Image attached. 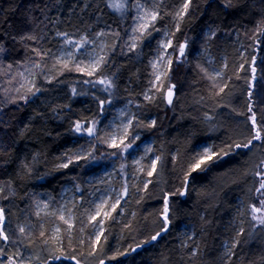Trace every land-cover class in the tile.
Returning <instances> with one entry per match:
<instances>
[{
  "label": "trees",
  "instance_id": "1",
  "mask_svg": "<svg viewBox=\"0 0 264 264\" xmlns=\"http://www.w3.org/2000/svg\"><path fill=\"white\" fill-rule=\"evenodd\" d=\"M139 1L125 0L129 11L119 14L108 6L110 0H0V209L9 235V241L0 240L3 264L17 251L24 264H74L68 256H76L81 264H99L103 259L104 264H264V225L257 224L251 213V206L260 207V197L264 199L256 194L264 142L254 141L250 149L234 148L255 135L250 107L257 126L264 127L260 77L264 35L258 31L264 28V0H192L182 19L176 12L183 0H153L159 18L154 29L150 26L152 34L136 40L137 47L130 50L139 35L128 38L131 8ZM164 29L175 45L186 40L188 50L154 84L151 59ZM58 32L74 42L100 36L105 57L98 73L90 77L77 71L76 61L64 67L57 55L65 36L59 37ZM200 46L210 53L219 76L211 75L207 60L193 53ZM33 49L48 55L41 58ZM30 63L40 65L30 87L40 91L23 100ZM105 76L112 82L106 93V85L84 83ZM256 78L263 83L258 85ZM171 84L175 88L169 104L165 99ZM145 94L155 98L145 100ZM96 97L112 104L101 113ZM124 103L131 105L137 118L133 130L140 140L136 145L151 139L153 153L160 157L151 176L145 166L137 179L129 177L127 163L109 155L114 149L108 143L70 130L77 121L87 118L89 124L95 118L98 136L103 137L110 132L109 121L117 106ZM153 120L154 127L144 126ZM203 144L216 152L228 151L229 146L234 150L203 171L192 172L185 188L189 163L202 152ZM89 151L97 159H75ZM69 158L73 163L68 168L59 167ZM113 161L123 166L117 167L122 170L119 184L123 189L127 186V193L111 216L103 218L99 245L88 255L95 244L92 227L84 223L91 198L88 178ZM66 187L74 219L70 231L58 212H47L60 202ZM178 190L185 195H172ZM165 195L172 209L170 223L152 241L164 227ZM54 223L60 229L58 236L53 233ZM20 227L25 228L23 233ZM49 256L61 259L49 260Z\"/></svg>",
  "mask_w": 264,
  "mask_h": 264
},
{
  "label": "snow or ice",
  "instance_id": "2",
  "mask_svg": "<svg viewBox=\"0 0 264 264\" xmlns=\"http://www.w3.org/2000/svg\"><path fill=\"white\" fill-rule=\"evenodd\" d=\"M191 3H192V0H183L182 7L176 12V16L182 19L184 17V15L189 11ZM108 6L111 8L120 10V9H123L125 7V4L121 0V2H110ZM135 7L141 13V15L136 17V19H138L140 21H146V22L141 23L137 28L133 29V32L139 33V35L134 38V41L131 44L130 50L135 49L137 47V44L135 42L136 40H142L148 36H151L152 32L150 30V26L152 29H154V23L159 18V12L157 10L145 8L144 5L140 4L139 2L135 5ZM177 31H179V23H177ZM258 31L260 32V34L264 35V28H260ZM57 35L58 36H65V43H72V41L67 39V36L65 33H59L58 32ZM164 35H165V38L167 39V43L165 44L163 41H161L160 45H161L162 49L166 50L169 47H172L173 41L171 39H168V33L167 32ZM26 38L27 39H33V40L36 39L35 36H28ZM21 39H25V37H21ZM87 42H88L87 38L82 37L80 41L76 42L75 46L77 48H80L84 43H87ZM186 47H187L186 42L179 45V53H180L181 57L184 55ZM2 51H3V48L0 47V52H2ZM33 51H35L36 54L38 56H40L41 58H43L44 55H48V53H46V52L41 53V52L37 51L36 49H33ZM163 58H164V52H161V55L157 59L159 61H162ZM253 60L255 61V57H253ZM103 63H104V58L100 57L98 59H93L90 64L85 65L84 67H80L79 65H77L76 70L81 71V72H86V74L91 77L101 69V65ZM168 63H169V65H171V63H172L171 58L168 59ZM39 66H40L39 64L34 65V67H39ZM9 67H11V66H9ZM64 67L65 68L68 67V64L66 62H64ZM153 67L154 68L156 67L155 63L153 64ZM252 71H253V73H255V71H256L255 67L252 68ZM21 75H23V74H21ZM165 75H167V74H165ZM219 75H220V73H217V76H219ZM160 79H161L160 76L156 77L157 81H159ZM84 83L92 84L93 87H95L96 83L106 85L104 91H108V89L112 87L111 80L106 76L103 79H100L98 81L87 80V81H84ZM174 88H175V85H173L168 90L167 102L169 104H171L172 100H173V89ZM38 91H40V89L34 90L33 88H29L28 92L25 93L24 96H21L20 99L27 100L29 94L35 95V92H38ZM223 91H224V88H221L220 92H223ZM73 92H74V94H76L75 89H73ZM144 98H145V100H151V99H154L155 97H150L149 95L145 94ZM96 99L99 100L98 107H99V110L101 113L105 110V105L111 103L110 99L104 100V99H100L99 97H96ZM249 112L252 113L250 116V120H251V127L255 129V135L252 136L251 139H249L247 141V143L235 144L234 145L235 149H241V148L250 149V147L253 145L254 141L264 142V127L257 126L255 113L252 112L251 107L249 108ZM136 119L137 118L135 116H133L132 118L127 120V123L122 124L121 126H118V128L116 129L115 132L106 133L105 136H103V137L98 136L97 124L99 123V121L95 118H93L91 120L90 125L87 123V118H85L84 121H77L75 123L74 128L70 129V130L74 131L75 133H80L81 135L86 133L87 136L90 138L98 139V140H100L101 143H108V146L110 148L119 150V152H112L109 154L111 156H116L118 154H123L124 152L131 149L134 145H136L137 140H139V138H140L139 135L136 134L133 130L134 122L136 121ZM155 124H156V121L153 120V121H151L150 124H147L144 126L151 128V127H154ZM261 125H264V121L261 122ZM140 126H141L140 123H135V127H140ZM94 148H95V145H93V149ZM233 150L234 149L232 146H229L228 151H221V152H216L211 147H205L203 149V151L198 153L197 156L193 157L189 163L188 172L185 173V177H184L185 188L187 187V184H188V177L192 172H195L197 170L203 171L210 164H213L217 160L221 159L222 156H228ZM147 151H151V149L149 148V149H147ZM75 159L76 160H80V159L95 160L96 157L92 154L91 151H89L84 156L77 155L75 157ZM159 159H160V157H157L156 160L153 161V171H155L156 162ZM173 159H175V157H173ZM72 163H73V159L69 158L67 163H63V164L59 165V167L68 168L69 165ZM261 169L262 170H258L256 172V175L261 177L260 186L256 189V193L259 194L260 196H264V161H261ZM148 175L151 176L152 172H149ZM145 187H147V185H145ZM126 193H127V187L125 186L124 192L117 195L116 203L112 205L113 211H115L116 207L120 204V201L124 198V195ZM177 194L180 196H183V195H185V191L178 190L177 193H173L172 195H177ZM106 203H107V201H103L101 205H97L96 214L90 217L89 224L93 227V229L96 228L97 223L101 227H100V233L95 238V244L93 245V251L89 252L88 255H93L94 251L96 250V245H99L101 236L103 235L102 225L104 223V220L103 219L98 220L97 218L101 216L103 204H106ZM259 203H260V207H257L255 205L251 206V213L253 214L252 219L257 224L264 225V199H260ZM171 210L172 209H171V206L169 203V197L167 195H165L164 208H163V212L161 214L164 227H162L160 229V231H158L155 235H153L151 237L152 241L157 240V238L160 237L163 232L168 230V225L170 223L169 215L171 214ZM37 214H39V213H37ZM103 216L110 217L111 212L104 211ZM60 219L63 220L66 224L68 223V220L65 219V217L63 215L60 217ZM4 221H5L4 210L0 209V240L7 242V241H9V235L6 233V230L3 227ZM71 228H72V225L69 224V231L71 230ZM19 231L21 233H23L25 231V228L20 227ZM56 231L59 232L60 229L57 228ZM240 231L243 232L244 230L241 228ZM41 236H44L43 232L41 233ZM45 243H47V241H45ZM143 243H147V241H142L141 244H143ZM237 243H238V241H237ZM80 244L83 245L84 241L81 240ZM140 246L141 245H136V248H139ZM232 247L235 248L236 244H233ZM130 250L134 251L135 249H130ZM124 254L125 253H119V255H124ZM0 255H4V249H2V248H0ZM61 256H63V253H61ZM65 258L70 260V261H73L74 264H81V261L79 259H77L76 256H68ZM114 258L115 257H113V259ZM60 259H61L60 256H49V260H60ZM0 264H3V262L0 261ZM7 264H24L23 258L20 256L19 251L14 253L12 256H8ZM99 264H104V260H100Z\"/></svg>",
  "mask_w": 264,
  "mask_h": 264
},
{
  "label": "rangeland",
  "instance_id": "3",
  "mask_svg": "<svg viewBox=\"0 0 264 264\" xmlns=\"http://www.w3.org/2000/svg\"><path fill=\"white\" fill-rule=\"evenodd\" d=\"M112 1L110 0V2H112ZM118 1L120 2L121 0H116V2H118ZM122 1L125 4V0H122ZM143 1L144 0H141V1H139V3L144 5L145 8L156 10L155 3L153 0H147V4H144ZM125 8H126V6H125ZM125 8L120 9L119 11L117 9H114V10H117L118 13H122V12L124 13L126 11L128 12L129 11L128 8H126V9ZM136 9L137 8L134 7V10L131 11L130 17L132 18L131 24H133V26L131 25L132 26V27H130L131 32H129V35H128V38H130V39L133 37V34H134V36H135V34H139V33H134L133 29L137 28L141 23L146 22V21H140V20L136 19V17L141 15V13L138 11V9H137V11H136ZM121 10H124V11L120 12ZM166 32L168 33V39L172 40V36L169 34V32L166 29L162 30L159 33L158 41L156 43V48L154 50V53H153V56L151 59V65H152V68H153L154 74H155L154 83L158 82L156 80L157 76L162 77L167 72V69L170 67V65L168 66V64H169L168 59L169 58H171L172 63H178L182 59V57L187 53V50H188V45H187V47L185 48L184 55L182 57L180 56L179 45L182 43H185L186 40H182L179 45H175L173 43L172 47H169L166 50L162 49L160 42L163 41L165 44L167 43V39L165 38V35H164ZM75 44H76V42H72V44H71V43H65V41H64L63 46H61V48L58 52L57 58L61 62L76 61L75 62L76 65H79L80 67H84L85 65L90 64L93 59H98L100 57H103V55H104V44H103L100 36H97L96 38L92 39L90 42L85 43V45H82L80 48H77L76 46H75L76 47L75 48L74 47ZM80 49H82V50H80ZM205 49H206L205 47L200 46V47H198V49L196 48L195 52L193 51V53L195 55L203 56L208 62V70L210 71L211 75L217 76V73H220V71L215 68V66L213 65V60L211 59L210 53H208L207 50H205ZM161 52H164V58L162 61H159L157 58L161 55ZM82 53H84V54H82ZM254 62L255 61L253 60L252 66H254ZM154 63L156 64L155 68L153 67ZM34 65H35L34 63H30L28 65L26 71H25V77L23 80V83H24L23 84V90L24 91L26 89H29L33 84L34 70H35ZM172 86H173V84H171L170 87H168V88H171ZM132 117H133V111L130 108L129 103H124V105L122 104L121 106H118L116 109V113L112 116V118L109 121L110 132H115L116 129L118 128V126H121L122 124L127 123V120L132 118ZM89 125H90V123H89ZM84 134H86V133H84ZM143 143L145 145H143ZM140 144H141V146H140ZM138 145H134L132 147V149H129L128 150L129 153H128V151H126L123 154L116 155L119 160L124 161V159H126L125 162L127 163V167L130 170L129 177L136 178V179L144 172L145 166H147V168L150 169L149 172H151V170L153 169V161L156 160L155 154L153 153V150H152V140L150 141V139H145V141L144 140L141 141ZM141 147H143V148H141ZM147 147H149L151 149V151H147V149H149ZM205 147H209V146L207 144H203L202 145V151ZM114 152H119V150L114 149ZM112 164L113 163L110 164L111 166L110 165L104 166L100 171L93 174L92 176L90 175V177L88 178V182L90 183L89 194L91 195V198L89 200V205H88L89 207H88V210L86 212V221L84 222L85 224H86V222L89 223L90 217L96 214L97 205H101L103 201H107L106 204H103L102 211H101V217L97 218L98 220L103 219L105 217V216H103V212L104 211L111 212L112 211V205L116 203L117 195L121 194V193H119L121 191H122V193L124 192L122 187L118 186V185H120L119 182L121 181V178H120V175L117 171L116 164L115 163L113 165ZM141 169H142V171H141ZM115 172H117V173H115ZM91 181H92V183H91ZM69 192H70V189L68 187H66L62 192V197H61L60 202L58 204L54 205L53 207L47 208V212L50 215H53L55 212H58L60 217L63 215L65 217V219L68 220V223H67L68 227H69V224H71L72 226L74 224L73 214L71 212V196H70ZM120 203H122V200L120 201ZM258 207H259V205H258ZM100 227L101 226L98 223H97L95 229H93V227H92L91 235H92L94 241H95L96 236L100 233ZM102 227H103V225H102ZM57 228H59V226L57 225V223H54V226L52 229H53L54 235H56V236H58L59 232H60V231L59 232L56 231ZM186 232H187V230H186Z\"/></svg>",
  "mask_w": 264,
  "mask_h": 264
},
{
  "label": "bare ground",
  "instance_id": "4",
  "mask_svg": "<svg viewBox=\"0 0 264 264\" xmlns=\"http://www.w3.org/2000/svg\"><path fill=\"white\" fill-rule=\"evenodd\" d=\"M111 1H112V0H111ZM136 1H137V0H136ZM144 1H145V0H144ZM112 2H116V0H113ZM118 2H119V1H118ZM120 2H121V1H120ZM122 2H123V1H122ZM145 2H147V1H145ZM145 2H144V3H145ZM130 3H132V1H131ZM130 3H128V4H130ZM125 4H127V2H125ZM135 4H136V3H135ZM135 4H134V5H135ZM153 4H154V3H153ZM130 5H131V4H130ZM125 6L128 7V5H125ZM132 6H133V5H132ZM145 6H146V5H145ZM150 6H151V5H150ZM124 8H125V7H124ZM150 8H151V7H150ZM125 9H126V8H125ZM125 9H124V10H125ZM128 9H129V8H128ZM154 9H155V8H154ZM124 10H121L120 12H122V11H124ZM115 11L118 12L119 10H118V11L115 10ZM131 11H132V8H131ZM136 11H137V9H136ZM119 14H121V13H119ZM117 15H118V14H117ZM124 15H125V14H124ZM126 15H127V13H126ZM126 15H125V18H126ZM133 16H134V15H133ZM125 18H124V19H125ZM129 18H130V17H129ZM121 19H122V18H121ZM131 20H132V18H130V21H131ZM128 24H129V23H128ZM132 26H133V24H132ZM79 35H80V34H79ZM59 37H60V36H59ZM59 37H58V38H59ZM61 37H62V36H61ZM70 37H71V36H70ZM80 37H81V36H80ZM73 38H74V37H73ZM76 38H77V37H76ZM81 38H82V37H81ZM79 40H80V38H79ZM59 41H60V40H59ZM70 41H73V40L70 39ZM62 42H63V41H62ZM73 42H74V41H73ZM71 44H72V43H71ZM73 44H74V43H73ZM68 45H69V44H68ZM83 45H85V43H84ZM61 46H63V45H61ZM64 47H65V46H64ZM74 47H75V45H74ZM75 48H76V47H75ZM85 48H86V47H85ZM80 50H82V49H80ZM78 51H79V50H78ZM79 52H80V51H79ZM81 52H82V51H81ZM82 54H84V53H82ZM84 57H85V56H84ZM103 57H105V56H103ZM251 60H252V59H251ZM258 62H259V60H258ZM261 62H262V61H261ZM259 63H260V62H259ZM259 63H258V64H259ZM261 64H262V66H263V63H260V65H261ZM251 65H252V64H251ZM168 66H169V64H168ZM257 66H258V65H257ZM262 66H259V68L262 67ZM166 67H167V66H166ZM252 67H253V66H252ZM254 67H255V66H254ZM263 69H264V68H263ZM251 71H252V70H251ZM257 71H260V69L257 70ZM261 72H262V70H261L260 72H258L257 75H259V73H261ZM263 72H264V71H263ZM97 73H98V72H97ZM100 74H101V73H100ZM97 75H98V74H97ZM107 75H108V74H107ZM109 76H110V75H109ZM262 76H263V77H262ZM262 76H260V77H261V80L264 82V79H262V78H264V75H262ZM106 77H108V76H106ZM95 78H96V77H95ZM97 78H99V77H97ZM32 79H33V78H32ZM256 79H257V78H256ZM92 80H93V79H92ZM94 80H95V79H94ZM94 80H93V81H94ZM257 80H258V79H257ZM261 80H260V81L258 80V81H259V82H257L258 85H259V83L262 82ZM33 81H34V79H33ZM154 81H155V80H154ZM263 82H262V83H263ZM155 83H156V82H155ZM155 83H154V84H155ZM262 83H261V84H262ZM96 84H97V83H96ZM96 84H95V86H96ZM97 85H98V84H97ZM99 86H100V85H99ZM101 86H104V85H101ZM260 86H261V85H260ZM32 87H33V86H32ZM97 87H98V86H97ZM258 87H259V86H258ZM99 88H100V87H99ZM103 88H104V87H103ZM103 88H100V89H103ZM166 88H167V87H166ZM256 88H257V87H256ZM259 88H260V87H259ZM36 89H37V88H36ZM100 89H99V90H100ZM168 90H169V88L166 90V93L168 92ZM254 90H255V88H254ZM164 91H165V90H164ZM102 92H103V91H102ZM104 92H105V91H104ZM105 93H106V92H105ZM73 95H74V94H73ZM75 95H76V94H75ZM164 95H165V94L163 93V96H164ZM166 96H167V94H166ZM82 97H83V96H82ZM84 97H86V96H84ZM82 100H83V99H82ZM165 100H167V99H165ZM128 101L131 102V100H128ZM122 102H124V101H122ZM110 104H112V101H111ZM114 104H115V103L113 102V105H114ZM121 105H122V104H121ZM121 105H120V106H121ZM123 105H124V104H123ZM110 106H111V105H110ZM129 106H130V108H131V105H130V104H129ZM117 107H118V106H117ZM133 108H134V107H133ZM133 116H134V115H133ZM73 133H74V132H73ZM73 133H72V134H73ZM136 134H137V133H136ZM144 134H145V133H144ZM148 134H149V133H148ZM138 135H139V134H138ZM76 136H78V135H76ZM80 136H81V135H80ZM81 137H82V136H81ZM83 137L85 138V136H83ZM139 137H140V136H139ZM150 137H151V136H150ZM78 139H79V138H78ZM146 139H147V138H146ZM139 140H140V139H139ZM139 140H138V141H139ZM84 141H85V140H84ZM84 141H83V142H84ZM138 141H137V142H138ZM144 141H145V139H144ZM150 141H151V139H150ZM83 142H82V143H83ZM109 142H110V141H109ZM147 142H148V141H147ZM152 142H153V141H152ZM74 143H75V142H74ZM144 143H145V142H144ZM144 143H143V145H145ZM106 144H107V143H106ZM153 144H154V143H153ZM80 145H81V144H80ZM143 145H142V146H143ZM138 146H139V145H138ZM140 146H141V144H140ZM204 146H205V145H204ZM204 146H203V147H204ZM141 148H143V147H141ZM147 148H149V147H147ZM131 149H132V148H131ZM153 149H154V148H153ZM153 149H152V150H153ZM143 150H144V149H143ZM92 152H93V151H92ZM94 153H95V152H94ZM94 153H93V154H94ZM128 153H129V151H128ZM144 153H145V152H144ZM151 153H152V152H151ZM95 154H96V153H95ZM126 154H127V153H126ZM147 154H148V153H147ZM135 155H136V154H135ZM139 155H140V154H139ZM152 155H153V154H152ZM94 156L96 157V155H94ZM126 156H127V155H126ZM129 156H130V155H129ZM144 156H145V155H144ZM100 157H102V156H100ZM100 157H99V158H100ZM155 157H156V156H155ZM96 159H97V158H96ZM100 159L102 160V159H104V158H100ZM88 160H89V159H88ZM117 160H118V159H117ZM125 160H126V159H124V161H125ZM107 161H108V160H107ZM117 162H118V161H117ZM117 162H115V163H117ZM100 163H101V162H100ZM100 163H99V164H100ZM103 163H106V162L103 161ZM156 163H157V162H156ZM113 164H114V161H113ZM113 164H112V165H113ZM117 164H119V163H117ZM96 165H97V164H96ZM104 165H105V164H104ZM88 166H89V165H88ZM110 166H111V165H110ZM103 167H104V166H103ZM103 167H102V168H103ZM116 167L123 168L122 166L120 167V165H119V166H116ZM133 167H134V166H133ZM88 168H89V167H88ZM93 168H94V166H93ZM108 168H109V167H108ZM112 168H113V167H112ZM119 168H117V171H120V170H121V169L118 170ZM125 168H126V167H125ZM151 169H152V168H151ZM83 170H84V168H83ZM86 170H87V169H86ZM98 170H99V169H98ZM131 170H132V169H131ZM148 170H150V169H148ZM81 171H82V170H81ZM115 171H116V170H115ZM121 171H122V170H121ZM124 171H125V169H124ZM141 171H142V169H141ZM151 171H152V170H151ZM79 172H80V171H78V173H79ZM88 172H89V170H88ZM96 172H97V171H96ZM132 172H133V171H132ZM80 173H81V172H80ZM82 173H83V172H82ZM115 173H117V172H115ZM118 173H119V172H118ZM147 173H148V171H147ZM84 174H85V173H84ZM98 174H99V173H98ZM89 175H90V174H89ZM92 175H93V172H92ZM92 175H91V176H92ZM120 176H121V175H120ZM94 177H95V176H94ZM91 179H92V178H91ZM91 179H90V180H91ZM90 180H89V181H90ZM118 182H119V181H118ZM91 183H92V181H91ZM119 183H120V182H119ZM125 183L127 184L128 182L125 181ZM122 185H123V184H122ZM118 186H120V185H118ZM121 187H122V186H121ZM126 187H127V186H126ZM119 189H120V188H119ZM122 189H123V188H122ZM122 189H121V190H122ZM123 190H124V189H123ZM119 193H122V191L119 192ZM256 194H257V193H256ZM125 195H126V194H125ZM257 195H259V194H257ZM124 197H125V196H124ZM258 197H259V196H258ZM163 198H164V197H163ZM260 199H261V197H260ZM257 202H258V201H257ZM121 204H122V203H121ZM161 205H163V204L161 203ZM112 212H113V211H112ZM100 217H101V216H100ZM102 217H103V216H102ZM73 225H74V224H73ZM72 227H73V226H72ZM125 250H126V249H125ZM119 258H120V257H119ZM103 260H104V259H103ZM104 261H106V260H104ZM99 262H100V261H99ZM99 262H97V263H99Z\"/></svg>",
  "mask_w": 264,
  "mask_h": 264
},
{
  "label": "water",
  "instance_id": "5",
  "mask_svg": "<svg viewBox=\"0 0 264 264\" xmlns=\"http://www.w3.org/2000/svg\"><path fill=\"white\" fill-rule=\"evenodd\" d=\"M167 95H168V92H167Z\"/></svg>",
  "mask_w": 264,
  "mask_h": 264
}]
</instances>
